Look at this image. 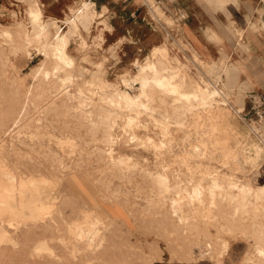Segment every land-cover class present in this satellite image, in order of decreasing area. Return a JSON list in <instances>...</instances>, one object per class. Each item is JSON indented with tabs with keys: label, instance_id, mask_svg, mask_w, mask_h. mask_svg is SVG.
<instances>
[{
	"label": "bare ground",
	"instance_id": "obj_1",
	"mask_svg": "<svg viewBox=\"0 0 264 264\" xmlns=\"http://www.w3.org/2000/svg\"><path fill=\"white\" fill-rule=\"evenodd\" d=\"M143 1L154 18L174 25L157 0ZM28 2L31 30L24 24L16 31L0 29L2 239H7V227L63 231L65 236L59 239L71 246L69 255L75 256L82 247L91 264L100 259H105L103 264H128L106 257L109 249L104 245L120 237L109 226L126 229L124 218L111 213H126L115 206L119 203L131 216L138 213L133 217L137 225L169 228L167 235L177 238L187 260L208 257L223 264L220 257L228 252L230 242L222 235L229 233L231 239L250 242L246 263L264 264V184L250 176L264 164V124L248 126L249 134L238 129L231 110L240 114L242 94L254 84L238 60L226 62L219 36L207 26L203 30L206 41L218 46V60L205 59L189 40L192 55L187 61L171 53L167 44L156 46L144 62H134L135 74L127 73L120 85L112 84L86 67L74 75L69 36L47 40L42 5L38 0ZM216 2L211 4L228 19L225 28L237 40L236 49L249 54L245 31L257 32L259 25L247 22L248 26L237 27L230 20L229 4L239 8L238 0ZM81 8L92 26L106 12L87 1ZM263 12L258 10L259 15ZM81 15L69 7L63 24L76 33ZM79 39L76 49L87 63L90 52L83 35ZM193 43L199 45V40ZM175 44L182 49L183 42ZM32 52L41 56L40 63L22 76L19 70ZM86 73L90 79L77 80ZM233 89L238 92L237 109L230 101ZM62 117V131L43 125V120L55 123ZM69 123L83 127L88 139L79 128L68 131ZM83 145L90 146L85 160ZM73 156L78 159L76 166L66 161ZM77 171L82 176L73 174ZM109 178L118 183L112 187ZM87 179L98 197L85 189ZM133 189L138 195L131 197ZM133 233L126 229L128 237ZM190 236L198 240H188ZM192 245L199 248L194 251ZM144 257L147 264L154 263V256Z\"/></svg>",
	"mask_w": 264,
	"mask_h": 264
},
{
	"label": "rangeland",
	"instance_id": "obj_2",
	"mask_svg": "<svg viewBox=\"0 0 264 264\" xmlns=\"http://www.w3.org/2000/svg\"><path fill=\"white\" fill-rule=\"evenodd\" d=\"M38 1L41 5H43L42 12L44 13V21H47L44 22V25L48 26L47 40L55 42L59 36H69V53L75 59V66L72 70L74 71V75H77V73L80 74V70H82V68H78L86 67L95 77L106 79L112 84L120 85V79L124 75L127 73L133 75L137 72L134 62H144L146 56L150 54V50L154 46L161 45L164 42L165 35L168 40L167 46L170 47L171 53L176 54V56L180 57L183 61H187L188 57H191L192 55L189 46L187 45V39L184 35H182L179 26L185 23L187 19H180V17L177 16L175 18L179 20H176L174 25L169 26L163 18L156 19L152 16L150 8L146 3L143 10L147 11L148 15L146 13L142 14L139 12L137 17L130 19L127 10L124 14L118 16L107 9L102 17L96 18V21L92 26V23L89 22V19L86 16V11L81 8L82 2H93L95 3L96 9H98L102 3H106L108 0H75L71 7L74 8L75 13L82 15L79 18L78 31L76 33H72L71 29L63 24V18L66 14H68L69 10H66L60 0ZM203 1L206 2L212 10H214V6L211 3L216 2V0ZM223 1L219 0L216 3H222ZM28 3V0H0V13L3 14H0V29L16 31L19 30L17 25L24 24L26 29L31 30V22L26 18ZM157 4L165 12L163 2L157 0ZM120 8L119 6H116V9L120 10ZM112 9L115 8L112 7ZM193 23L197 27V31L201 39H204L203 27L209 22L207 20H193ZM110 25L113 27L112 31ZM168 32L170 35H167ZM80 34L85 38L87 51L90 52V54L87 55L88 64L83 63L80 60V54L82 52L80 53V51L76 49L80 43ZM226 37L229 41V36L227 35ZM121 39H123V42ZM178 41L183 42L182 49H178V47H176L175 42ZM194 42H197V39H195ZM233 48L235 49L233 51L234 53L229 54V45H227L228 52L226 50V62L229 65L230 63H233L235 59L239 60L243 55L241 49H236L238 48L236 39H234ZM206 53V56L210 59L218 60L220 58L219 48L214 44L208 45ZM40 59V55L32 52V56L29 59H25L23 62L24 66L19 70L20 74L22 76L27 75L30 67L37 66L40 63ZM86 78H91L89 73L85 74V78L84 76H81L78 77L77 80L81 82ZM25 79L28 83L31 82V78L29 76H26ZM236 91V89H233L232 93H230V101L234 109L238 108V92ZM130 93L132 94V92ZM242 96L244 103L243 110L238 115L233 109L231 110V113L234 116L238 129H240L241 132L245 131L249 134L248 126L252 124L255 126H259L262 123L264 124V84L255 86L254 88H245V93H243ZM63 120V117L55 123L43 120V125L50 128V125L52 124V127H56V132H58L60 130H64V125L62 124ZM76 128H79L78 130L80 134H84V139H88V134L83 127H77L72 123L68 124V131ZM251 137H253L252 133ZM89 148L90 146L87 145L82 148V150H84L82 151L84 160L88 157ZM89 157L92 159V155ZM77 160V156H73L71 160L67 159L66 161L69 164L73 163L75 165ZM86 162L87 160L83 164L85 165ZM254 173L255 172L250 175L251 178L257 184H264V164L259 168L257 174ZM73 174L82 176L83 173L81 171H77L73 172ZM86 181L87 188L85 189L89 195L98 197V190L93 185L91 179H87ZM110 181L112 187L118 183L117 179H112ZM112 190L113 188L110 189V191ZM130 195L131 197H134L138 194L137 191L133 189ZM100 200L103 202V199ZM115 206L122 208L126 213L124 214L121 210L111 213L121 215L124 218L126 229L131 232L134 231L133 235L128 237L126 229L123 226H118L117 224L109 226L110 231L113 230L114 233L120 236L116 237L114 241L108 240L104 243V245L109 249L106 257L115 260L116 263H120L121 260L125 259L128 264H147L144 256L152 255L155 257L153 264H214L212 262L213 260L208 257L201 260L198 259L197 262L185 259L187 257L189 258V256H187L188 254L182 253L183 251L179 246L177 238L175 236L167 235L170 231L169 228L160 227L155 224V226L152 225V227H147L146 224L139 226L134 223L133 219V217L136 218L138 216L137 212L134 211L131 216L119 203H116ZM210 228H212V232H215L216 228L213 226H210ZM6 230L7 239H2V235L0 234V264H91L88 261L89 255L86 251L82 250V247H80L81 251L77 252L75 256L69 255V247L71 246L69 244L61 243L59 239V236H65V232L63 231H43L41 227L33 228L29 226H20L18 228L7 227ZM139 232L141 233L139 234ZM107 234H109V232ZM230 236L231 234L229 233H224V235H222L223 238H229L230 245L228 252L220 257L219 262L223 264H249L246 263V259L251 251V249H249L250 242L244 241L240 238L231 239ZM108 238L111 239L110 235ZM187 239L192 241L198 240L192 236ZM192 248L196 251L199 247L192 245ZM214 258L215 261H218L216 256ZM96 261H99L98 264H103L105 259Z\"/></svg>",
	"mask_w": 264,
	"mask_h": 264
},
{
	"label": "crops",
	"instance_id": "obj_3",
	"mask_svg": "<svg viewBox=\"0 0 264 264\" xmlns=\"http://www.w3.org/2000/svg\"><path fill=\"white\" fill-rule=\"evenodd\" d=\"M60 1L61 4H63L66 10L68 11L69 7H71L75 0ZM160 1L163 2L164 5L165 12H163L167 17L173 19L174 22H176V20H179L175 18L177 16H179L180 19H187L185 23L179 25L182 35L185 36L187 41H191L193 47L196 45V50L200 52V54H203L205 58H209L206 56V50L208 49V45H211V43H208L206 41L205 36L204 39H201L197 31V27L193 23V20H207L209 23L205 25L203 29L207 26V30L219 36L220 41L223 47L225 48V51L227 50V45H229V54L234 53V39L232 38L230 33L228 34V32L226 31L225 27L228 22V19L225 17L223 12H215L210 8L207 3L205 4L203 0ZM238 2L239 8H235L232 4H229L231 14L230 20L234 21L237 27L248 26L247 22L256 23L260 27L259 31L250 34L247 31L248 28L246 29L244 35V42L248 43L250 47V52L249 54L243 53L242 57L238 60V63H240V65L243 67L245 73L252 80L251 82H253L255 87L264 84V12L261 15H259L258 13V10H264V0H238ZM144 5L145 2L143 0H108L106 3H102V5H100L97 10L101 12L103 8H106V10L108 9L110 10V12L118 16H121L127 10L129 18L131 19L133 17H137V14L139 12L142 14H147V11L143 10ZM116 6H119V8L121 7L123 9H116ZM112 7L115 9H112ZM0 14L3 15L2 13ZM112 29L113 27L111 26V31ZM227 35L229 36V41L227 40ZM195 39L199 40V45L193 43ZM121 40L123 42V39ZM167 41L168 40L166 39L165 35V40L161 45L167 44ZM241 78L244 79L245 76L242 75Z\"/></svg>",
	"mask_w": 264,
	"mask_h": 264
}]
</instances>
